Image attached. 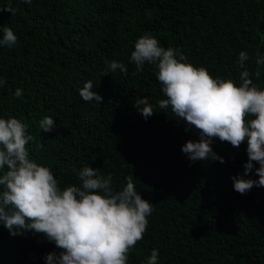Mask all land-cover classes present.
<instances>
[{"label":"trees","instance_id":"obj_1","mask_svg":"<svg viewBox=\"0 0 264 264\" xmlns=\"http://www.w3.org/2000/svg\"><path fill=\"white\" fill-rule=\"evenodd\" d=\"M11 2L16 14L0 13V27H11L18 41L0 45V78L6 81L0 118L28 125L30 158L50 167L61 188L79 186L84 166L100 168L105 177L111 173L116 191L133 177L153 212L127 264H147L153 249L157 264H264V187L240 194L232 180L245 171L247 141L236 148L216 138L213 150L225 163L191 162L181 149L198 141V132H185L187 125L170 107L159 108L166 97L155 64L145 62L137 72L131 61L138 38L147 35L239 86L243 69L237 62L245 51V68L264 90V65L255 75L256 58L264 56V0ZM7 4L0 0V7ZM106 60L123 63L127 73L104 76ZM89 80L99 85L93 90L101 104L80 97ZM145 96L156 111L148 119L133 106ZM45 116L55 121L50 132L39 127ZM245 178L259 179L255 169ZM59 251L44 234L13 236L0 222V264H46V254Z\"/></svg>","mask_w":264,"mask_h":264},{"label":"clouds","instance_id":"obj_2","mask_svg":"<svg viewBox=\"0 0 264 264\" xmlns=\"http://www.w3.org/2000/svg\"><path fill=\"white\" fill-rule=\"evenodd\" d=\"M24 2L31 4V0ZM4 11L16 14L11 0L0 7V13ZM0 32V45L17 44L18 37L7 24ZM248 59L247 52L239 53L237 63L243 70L237 86L230 78H214L205 67L187 62L178 48L161 47L155 37L138 38L131 53L137 72L143 71L145 62L158 69L156 75L166 97L158 101L159 108L170 107L187 125L185 132L192 128L198 132L199 140H189L181 149L191 162L211 159L225 163L213 150L216 138L236 148L247 141L245 171L232 177L234 190L240 194H247L254 186L264 187V90L250 78L245 68ZM256 64L259 78L264 56L258 55ZM118 69L127 73L123 63L106 60L103 75ZM5 83L0 78V87ZM95 87L99 85L91 80L84 84L79 90L83 101L102 103ZM15 96L21 98L22 89L17 88ZM133 106L145 119L156 112L147 96L136 98ZM39 127L52 131L54 118L45 116ZM27 128L15 117L0 118V222L13 236L34 231L54 243L60 251L46 254V264H127L130 250L147 231L153 204L137 192L131 175L126 186L116 191L112 174L105 177L100 168L91 166L78 172L79 186L61 188L50 167L30 158L26 145L34 137L27 134ZM254 169L259 179H246ZM158 256L159 251L153 249L147 264H157Z\"/></svg>","mask_w":264,"mask_h":264}]
</instances>
